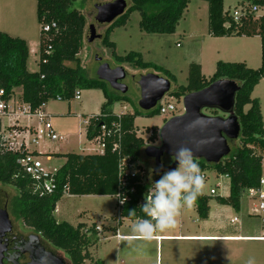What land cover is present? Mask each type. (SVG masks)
Segmentation results:
<instances>
[{
  "label": "trees",
  "instance_id": "1",
  "mask_svg": "<svg viewBox=\"0 0 264 264\" xmlns=\"http://www.w3.org/2000/svg\"><path fill=\"white\" fill-rule=\"evenodd\" d=\"M79 0H36V17L40 26L38 37V70L29 72L27 62L29 47L25 40L11 37L0 32V100L9 101L15 96V89H20L18 100L28 104L31 110H36L42 104L56 100L71 101L77 92L84 90H100L104 102L100 113L91 116L86 125V138L91 140L98 134L100 125L110 126L119 121L120 137L110 136L106 139L105 150L99 154H65L64 162L53 175L57 189L52 194L41 192L38 183L27 175L18 165L17 160L28 152L0 151V185L10 186L16 195L10 199L9 211L21 222L28 231L39 236L53 249L62 251L69 264H102L94 260L88 250L94 247L99 238L97 229L86 228L83 224L72 226L66 222H58L54 217L57 202L65 194L72 196H109L114 197L119 188V163L129 159L137 170L143 171L139 165V157L146 142L137 135L134 120L140 113H124L118 119L113 112L116 103L127 102L125 94L112 90L103 81L90 77L80 66L79 53L83 46V34L86 20L75 8ZM191 0H129L127 10L114 20L105 30L102 45L111 50V56L118 63H126L133 69L145 70L153 68L161 70L152 63L143 62L141 55L129 52L125 56L115 54V45L109 37L115 28L124 27L130 15L137 12L140 15L139 28L147 34L171 35L181 20ZM207 3L208 31L211 37H259L261 63L258 69H250L245 63L218 62L214 74L206 79L198 64H191L188 70L187 83L170 93L177 101L185 95L202 90L219 79H229L240 86L235 96L234 114L240 124V134L232 146L230 154L218 164H206L197 160L203 172L211 168L217 175L229 179L228 194L224 197H214L219 205L231 208L235 213L241 211V199L251 188L259 185L262 175V156L264 153V126L258 99L251 94L255 85L264 78V15L247 13L235 23L229 10H224V0H204ZM250 3L241 6H256L264 8V0H248ZM48 26L49 30L44 31ZM50 48V53L45 51ZM72 63L74 66H68ZM164 73L174 77L167 71ZM248 107L247 109H245ZM212 115L218 116L216 110ZM147 117L158 115L157 108L145 113ZM224 116V115H223ZM165 122V121H164ZM159 139L158 130H150L147 143ZM117 149L113 150V145ZM258 150V152H257ZM36 156L35 153H30ZM162 163L168 165L171 159L162 158ZM158 179L159 175L154 174ZM136 191L120 208L119 216L123 219L137 221L147 219L140 206L145 203L148 183L144 176L137 175ZM66 188V192L64 189ZM211 197L201 194L195 202V210L200 219H207L210 211ZM135 209V216L129 211ZM254 221V226L261 229L260 221L250 215L242 217L245 225ZM259 236V235H258ZM253 236V237H258Z\"/></svg>",
  "mask_w": 264,
  "mask_h": 264
},
{
  "label": "rangeland",
  "instance_id": "2",
  "mask_svg": "<svg viewBox=\"0 0 264 264\" xmlns=\"http://www.w3.org/2000/svg\"><path fill=\"white\" fill-rule=\"evenodd\" d=\"M25 1L26 10L22 12V21L24 22V28L30 32L28 36L29 43L27 42L29 47L27 70L29 72H36L38 70L36 0ZM113 1L114 0H79L75 4L74 7L83 14L86 20L83 34V46L79 53L80 66L87 71L90 77L95 76L100 63H107L111 68L122 67L124 69L126 77L122 83L127 87L125 95L128 97V101L116 103L113 107V112H125L130 114L137 110L140 113L134 120V126L136 127L137 135L146 142V146H160L159 139H157L154 144L147 143L150 130L155 127L159 134V130L164 124V121L171 118L172 113L164 117L159 115L147 117L145 115L146 112L140 110L138 106L140 93L137 82L142 75L153 74L170 81V90L164 95L161 102L174 104L176 107L174 115H179L183 112L182 98L177 101L170 96V93L179 86L186 85L188 70L191 64L200 65L201 73L206 79L212 77L218 62L245 63L248 68L253 70L260 67L261 50L259 37L217 38L209 35L207 3L204 0H191L189 2L176 27L175 33L171 35L147 34L141 31L139 28L140 15L137 12H133L124 27L115 28L110 34L109 40L115 45V54L117 56H125L129 52L139 53L143 62L152 63L161 68V70L156 71L153 68L145 70L133 69L126 63L120 64L111 56V50L105 48L101 43L104 32L109 25H99L94 21L97 16L96 6ZM125 1L127 2V6H130L129 0ZM248 3H250L248 0H224V10H229L231 13L234 9H239L241 4ZM0 9L3 10V14L8 11L4 7H0ZM3 14L0 15V32L6 33L9 27L17 26L18 23L13 18L12 14ZM260 14L264 15V8L259 9L257 15ZM1 21L5 23V26H3ZM97 59H100V61L98 62ZM66 64L68 66H74L72 63ZM164 70H167L174 79L167 76ZM19 95L20 89H15L14 97L17 98ZM79 95L80 100H52L46 105V112L51 116V124L54 131L57 134L64 135L65 140H45L44 142H39L38 146H33V144L30 146L31 150H37L39 152L40 155L38 158L42 164V169L50 174H55L63 164V156L65 154H94L95 150L98 149L96 144L85 138V122L82 115H88L89 117L92 113L96 112L100 101L103 99L102 92L100 90H86L80 91ZM251 97L258 99L260 103L264 126V78L255 85ZM247 108L248 107L245 109ZM203 113L212 115L209 109H204ZM217 114L218 116H223L218 111ZM234 147L236 146H231V149ZM144 148L138 163L143 169L144 179L147 181L149 189L152 181L156 180L153 174L154 161L145 156ZM261 156L262 175L264 177V153H262ZM205 175V187L202 194L211 197L209 201L210 213L207 219H200L193 207L191 209L186 208L182 210L185 222L184 228L188 231H196L204 222L212 223L213 215L220 209L215 202V196L209 195L210 189L216 191V196L224 197L228 193L229 179L227 177L217 175L211 168L205 170ZM150 176L151 180L149 179ZM222 185L226 186L225 190L221 187ZM0 192L6 199L5 206L7 208V214L11 221L15 222L16 219L9 211V202L10 199L16 195V191L10 186L0 185ZM241 203H246V209L247 205L250 204L246 197L241 199ZM118 214L119 211L116 208V199L113 196L93 198L69 196L65 194L56 204L54 217L58 222H66L74 227L77 226L78 223H85L88 226H92L93 224L105 226L111 223V216H118ZM230 218L240 219L239 214L234 211H231ZM19 223L22 226L21 222ZM254 224V221L247 223L251 230L256 228ZM259 232H261V230H259ZM199 246L205 258L203 259L204 264H226L222 262L224 261L223 258H226L227 262L230 264H247L250 258L255 260V264H264V241L221 244L204 243ZM50 248L69 262L67 256L62 251L55 250L51 246ZM219 248H224L225 252L231 253L233 258L224 252L223 254L220 253L222 251H220ZM98 249H100V244ZM96 251L95 248L90 251L93 257L97 254ZM84 264L88 263L85 262Z\"/></svg>",
  "mask_w": 264,
  "mask_h": 264
},
{
  "label": "water",
  "instance_id": "3",
  "mask_svg": "<svg viewBox=\"0 0 264 264\" xmlns=\"http://www.w3.org/2000/svg\"><path fill=\"white\" fill-rule=\"evenodd\" d=\"M96 10L94 21L99 25H110L127 10V2L114 0L96 6ZM125 76L122 67L111 68L107 63H101L95 73L97 80L107 83L112 90L121 94L127 92L126 85L121 82ZM137 85L140 93L138 106L145 112L154 109L170 90L168 79L153 74L142 75ZM239 90L236 82L219 79L202 90L182 97V114L166 120L159 130L160 146L147 145L144 148L145 156L154 161L153 174L159 175L158 172L177 166L172 159V150L180 146L191 148L196 160H203L208 165L218 164L228 156L240 134V124L234 114L235 96ZM204 109L216 110L224 116L206 115ZM164 156L171 159L170 164L162 163ZM5 204V196L0 192V229L9 226ZM38 245L37 251H32L33 262L30 264H69L57 252L50 250L46 242ZM1 260L0 264H3Z\"/></svg>",
  "mask_w": 264,
  "mask_h": 264
},
{
  "label": "crops",
  "instance_id": "4",
  "mask_svg": "<svg viewBox=\"0 0 264 264\" xmlns=\"http://www.w3.org/2000/svg\"><path fill=\"white\" fill-rule=\"evenodd\" d=\"M0 7H4L6 8V10H8L5 14H3V10L0 9V15L12 14L13 18L18 23L17 26L9 27V29L6 31V34L11 37H18L24 39L26 42L29 43L28 36L30 32L29 30L24 28V22L22 21V12L26 10V1H0ZM1 23L3 24V26H5V23H3V21H1ZM37 28L39 37L40 26L38 23ZM242 37L250 38L245 36ZM11 100L18 101V97H13ZM103 102L104 98L100 101L96 112L92 113L89 117L96 116L100 113V107ZM82 117H84L85 122L86 138V125L89 117L88 115H82ZM2 123L6 124L5 120H3ZM18 124L23 127H29L31 134L33 133L35 126H37L35 120L20 119ZM30 146L31 144L28 146L27 152L35 153L37 154L36 156H39V152L37 150H31ZM33 146L36 145L33 144ZM79 197L103 198L108 196L84 195ZM245 204L241 203V211L240 213H237L239 214L240 218L239 224L230 223V213L231 211H233L231 210V208L218 204V207H220V209L213 215L212 223L204 222V224L199 227L196 231H188L186 228H184V216L181 214V216L179 217V223L176 228L167 230L162 233H158L151 242L147 243L137 240L131 232V227H133L137 221L123 219L119 216V214L118 216H111V223H108L105 226L96 224L88 226L85 223L78 224H83L86 228L92 227L95 230L99 229L96 230L99 241L94 247L90 248L88 252L90 253V251L95 248V251L97 250V254L95 252L96 255L94 257L91 255V253L90 255L94 260L101 261L102 264H201L203 263V259L205 258L204 255H202V251L199 246L200 244H221L249 241L263 242L262 240L255 239L256 237H253L258 236L260 234L259 230L261 229L255 228L254 230H251L247 224L244 225L242 223V217L247 215V209L245 207ZM193 208L195 209L194 205ZM226 218H228L229 220ZM127 241H133V243L129 245ZM99 244L100 249H98ZM219 250L222 251L220 253L223 254L224 252L232 257L231 253L225 252L224 248H219ZM223 259L224 261L222 262L230 264L229 262H227L226 258Z\"/></svg>",
  "mask_w": 264,
  "mask_h": 264
},
{
  "label": "built area",
  "instance_id": "5",
  "mask_svg": "<svg viewBox=\"0 0 264 264\" xmlns=\"http://www.w3.org/2000/svg\"><path fill=\"white\" fill-rule=\"evenodd\" d=\"M259 9L256 6H240L239 9H234L231 13L229 12L232 20L237 23L242 19L247 13L257 14ZM49 27H44V31H48ZM46 54L50 53V48L45 51ZM80 92H77L74 96L75 100H79ZM3 92L0 91V95ZM56 100H60L57 97ZM155 108L158 110L159 116H166L172 113L173 116L176 107L172 103L159 101ZM123 112L115 114L119 119ZM182 114V113H180ZM179 114V115H180ZM35 120L37 126H35L33 133L31 134L29 127H23L18 124L19 120ZM5 120L6 124L2 121ZM88 122V120H87ZM118 135L120 137V124L119 121L116 123H111L110 126L100 125L98 134H96L90 141L98 146L94 154L102 155L105 150L106 139L110 136ZM64 141L65 136L62 134H57L51 124V117L45 111V104H42L36 110H31L28 104L21 101H5L0 100V151L9 152H19L26 151L30 144L37 145L42 141ZM117 144L113 145V150L117 149ZM18 165L24 170V172L33 178L37 183V188L41 192L46 194H52L57 189V185L54 182L53 175L42 169V164L39 161L38 156H33L29 152L19 160H17ZM204 178L206 180L205 172H203ZM144 176V172L137 170L133 164H130L129 159H122L119 163V188L116 195L114 196L117 202V209L120 212L121 206L126 203L132 194L136 191V186L141 184L137 182V175ZM218 186V185H217ZM224 190L225 185L221 186ZM66 192V188L64 189ZM210 196H215L216 191L210 189ZM246 199L250 202L247 205V214L258 218L260 221L261 232L255 239L264 241V177L259 181V185L256 188H251L246 193ZM230 223H240L239 219L232 218ZM99 230V229H97ZM263 232V233H262Z\"/></svg>",
  "mask_w": 264,
  "mask_h": 264
},
{
  "label": "clouds",
  "instance_id": "6",
  "mask_svg": "<svg viewBox=\"0 0 264 264\" xmlns=\"http://www.w3.org/2000/svg\"><path fill=\"white\" fill-rule=\"evenodd\" d=\"M172 159L177 166L159 173L145 195L140 206L147 219H139L131 232L143 242H151L158 233L177 227L182 210L191 209L203 193L205 178L191 148L180 146L172 150ZM151 180V176L149 177ZM135 209L130 216H135ZM129 245L133 241H127ZM247 264H255L250 258Z\"/></svg>",
  "mask_w": 264,
  "mask_h": 264
},
{
  "label": "flooded vegetation",
  "instance_id": "7",
  "mask_svg": "<svg viewBox=\"0 0 264 264\" xmlns=\"http://www.w3.org/2000/svg\"><path fill=\"white\" fill-rule=\"evenodd\" d=\"M101 64V63H100ZM99 64V65H100ZM126 77V76H125ZM125 78L121 81L123 82ZM7 210V208H6ZM9 219V226L0 229V258L3 264H30L33 255L44 241L23 228L20 223ZM49 246V245H48ZM50 250V246L48 247ZM33 251V252H32Z\"/></svg>",
  "mask_w": 264,
  "mask_h": 264
}]
</instances>
